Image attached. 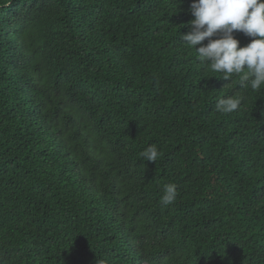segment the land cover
<instances>
[{
  "label": "trees",
  "instance_id": "16d2710c",
  "mask_svg": "<svg viewBox=\"0 0 264 264\" xmlns=\"http://www.w3.org/2000/svg\"><path fill=\"white\" fill-rule=\"evenodd\" d=\"M191 3L0 0V264H264V86L205 70Z\"/></svg>",
  "mask_w": 264,
  "mask_h": 264
},
{
  "label": "clouds",
  "instance_id": "9594fccd",
  "mask_svg": "<svg viewBox=\"0 0 264 264\" xmlns=\"http://www.w3.org/2000/svg\"><path fill=\"white\" fill-rule=\"evenodd\" d=\"M189 11L193 17L187 25L190 31L182 34L181 40L189 49H195L205 70L220 74L219 78L225 81L238 75L252 90H260L264 86V0H192ZM236 32L251 41L240 47ZM241 103V97L228 96L217 101L215 111L230 114ZM160 155L155 144L141 153L150 163H156ZM177 197L175 183L163 186V206L173 204Z\"/></svg>",
  "mask_w": 264,
  "mask_h": 264
}]
</instances>
